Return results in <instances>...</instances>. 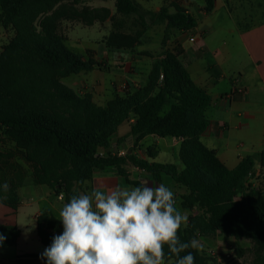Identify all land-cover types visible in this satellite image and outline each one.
<instances>
[{
	"label": "trees",
	"instance_id": "obj_1",
	"mask_svg": "<svg viewBox=\"0 0 264 264\" xmlns=\"http://www.w3.org/2000/svg\"><path fill=\"white\" fill-rule=\"evenodd\" d=\"M87 1L0 0V24L14 31L0 52V185H9L7 191L0 187V203L17 210L19 190L26 181L48 185L68 202L72 195L80 194L83 182L109 166L128 184L141 186L127 173L126 166L132 163L156 182L170 176L186 190L179 206L200 209L178 230L182 242L219 234L250 239L255 247L253 264H264V187L249 177L258 170L257 160L259 176L264 174V150L257 158L245 157L229 169L202 142L201 134L208 126L205 112L212 98L192 80L180 59V47L164 50L146 85L130 87L105 105L63 82L73 74L101 66L92 51L85 57L68 47L61 32L63 21L92 26L111 20L114 28L104 42L111 51H125L141 44L149 21L188 32L196 28L197 18L177 3L151 11L136 0H115L116 14L122 17L117 21L109 8H91L85 5ZM203 1L202 11L211 13L216 0ZM129 18H135L141 27L136 34L122 31L123 19ZM167 40H163L164 47ZM133 117L131 152L147 135L180 138L184 170L179 171L175 164L150 163L132 153H100L109 149L119 126ZM36 222L37 235L45 247L63 231L62 223L50 211L41 212ZM0 236L4 237L0 248L9 247L19 239L20 230L1 225ZM188 252L194 255L195 264H219L199 247L180 255ZM165 253L166 262L175 264L176 257L168 254L166 245Z\"/></svg>",
	"mask_w": 264,
	"mask_h": 264
},
{
	"label": "crops",
	"instance_id": "obj_2",
	"mask_svg": "<svg viewBox=\"0 0 264 264\" xmlns=\"http://www.w3.org/2000/svg\"><path fill=\"white\" fill-rule=\"evenodd\" d=\"M176 2L197 18L198 24L194 30L185 32L172 29L167 45L161 46L160 52L153 56L142 55L138 50L140 45L133 50L111 51L103 39L97 43V49L89 47L83 56L87 57L88 51H92L96 61L101 63L98 57L106 56L111 62L119 61L125 64L123 69L115 66V70H111L112 75L108 76L104 74L101 63V66L93 70L71 75L73 77L68 86L80 94H92L95 103L105 105L122 92L120 84L113 81L114 76L125 77L130 87L144 86L149 81V73L154 63L163 57L164 50L178 46L182 51L180 59L192 80L204 88L212 98V103L205 112L208 126L201 134V140L216 152L227 168L234 169L243 158H257L264 150V0H216L215 8L209 14L202 11L203 0ZM245 4L252 9L253 16L249 18L239 12ZM66 37L67 42L73 41L71 33ZM192 38L194 40H191ZM129 65L132 70L128 77L126 74L129 73ZM228 94H232L231 98L222 100V97ZM134 122L133 117L121 124L111 137L109 149H101L100 153L115 154L125 150L126 153H132L150 163L175 164L179 171L184 170L185 165L179 154L182 142L180 138L147 135L131 152L134 141L131 126ZM256 164L259 170L258 160ZM126 170L129 178L141 185L155 187L164 184L169 187L175 194L176 206L186 212L188 221L191 216L200 213L197 207L186 210L179 206L181 195L185 194L186 190L177 186L170 176L164 175L161 182H156L151 175L139 170L132 163L126 166ZM116 186L135 187L119 176L114 167L109 166L96 171L92 180L83 182L79 192L90 193L92 189L107 191ZM19 194L20 205L17 210L0 203V226H16L20 230V237L12 246L26 243L28 238L40 242L37 235V216L43 211H50L59 219V211L66 203L62 193L58 194L48 185L33 184L31 181H26ZM28 213L32 215L29 225ZM188 221L182 224L183 227ZM242 240L219 234L213 238L200 236L197 241L201 250L206 254L213 251L217 261L223 264L225 254L233 247L238 248ZM42 246L39 252L17 254L14 260L0 258V264H18L19 261L24 264L47 263L46 259L27 257L41 256L47 248L43 244Z\"/></svg>",
	"mask_w": 264,
	"mask_h": 264
},
{
	"label": "clouds",
	"instance_id": "obj_3",
	"mask_svg": "<svg viewBox=\"0 0 264 264\" xmlns=\"http://www.w3.org/2000/svg\"><path fill=\"white\" fill-rule=\"evenodd\" d=\"M0 187L7 191L9 185ZM59 221L62 233L53 236L40 257L47 264H166L165 245L175 264H195L192 252L180 254L198 248V241L182 242L177 234L188 215L164 184L72 195Z\"/></svg>",
	"mask_w": 264,
	"mask_h": 264
},
{
	"label": "rangeland",
	"instance_id": "obj_4",
	"mask_svg": "<svg viewBox=\"0 0 264 264\" xmlns=\"http://www.w3.org/2000/svg\"><path fill=\"white\" fill-rule=\"evenodd\" d=\"M142 7L149 9L151 11H158L162 6H169L172 2L177 3V0H136ZM185 1V0H182ZM178 4V3H177ZM86 6L91 8H109L111 13L116 15V20H121L122 17L116 14L115 0H89L85 3ZM251 8L248 4H245L243 8L239 9V12H243L248 18L253 16ZM171 11H174V7L171 8ZM135 18L123 19L125 24L122 31L136 34L140 29V25L134 22ZM250 23V21H249ZM245 24V23H244ZM111 20H107L103 23L96 22L92 26H87L79 21H63L61 24V32L65 36H69L71 33V40L67 42L69 48L80 55H86V49L93 47L97 49L99 42H101L106 35H108L113 30ZM165 23H160L158 21H149V28L145 31L141 44L138 46V50L141 51L142 55H157L163 46V40L165 37L168 40L171 38V33ZM14 36V31L12 28H5L0 24V52L3 50V47L8 44V42ZM167 40V43H168ZM167 45V44H166ZM144 55V56H145ZM135 56V54L133 55ZM98 60L101 61L102 67L105 75H112L111 70H115V66H120L123 69L125 64L117 61L111 62L108 57L104 56L98 57ZM129 73L126 76L129 77L132 67L127 66ZM73 76L64 79V82L68 85L70 84V79ZM107 78V77H106ZM70 81V82H69ZM113 81L117 84H120L121 94L124 91H127L130 86L127 79L114 76ZM1 144V143H0ZM253 181L258 187H264V174H260L259 177L254 176ZM32 215H27V224H30V219ZM36 239V238H35ZM43 248L41 242L37 239L28 238L26 243H20L18 246H11L6 248H0V258L6 260H14L17 254H23L26 252H39ZM212 256V255H210ZM217 260V256H213ZM255 258V247L254 243L250 239H243L242 244L238 248L233 247L229 252L225 254V259L222 262L223 264H253ZM44 264H47L43 262ZM219 263V262H218ZM18 264H24L23 262H18ZM220 264V263H219Z\"/></svg>",
	"mask_w": 264,
	"mask_h": 264
},
{
	"label": "built area",
	"instance_id": "obj_5",
	"mask_svg": "<svg viewBox=\"0 0 264 264\" xmlns=\"http://www.w3.org/2000/svg\"><path fill=\"white\" fill-rule=\"evenodd\" d=\"M191 40H194V39L192 38ZM231 96H232V94L225 95L224 97H222V100H229L231 98ZM115 154L126 155V151L123 150V151H120V152L115 153ZM254 176L259 177V171L257 169H255V171L250 172V174H249V177L251 179H253ZM208 254L209 255H212V256H215V254L213 253V251H208Z\"/></svg>",
	"mask_w": 264,
	"mask_h": 264
}]
</instances>
